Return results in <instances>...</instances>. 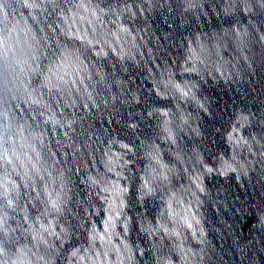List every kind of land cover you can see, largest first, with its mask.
Returning <instances> with one entry per match:
<instances>
[{"label": "water", "instance_id": "obj_1", "mask_svg": "<svg viewBox=\"0 0 264 264\" xmlns=\"http://www.w3.org/2000/svg\"><path fill=\"white\" fill-rule=\"evenodd\" d=\"M0 264H264V0H0Z\"/></svg>", "mask_w": 264, "mask_h": 264}]
</instances>
